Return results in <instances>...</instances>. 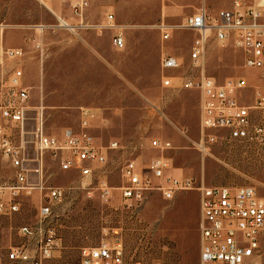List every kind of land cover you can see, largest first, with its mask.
Wrapping results in <instances>:
<instances>
[{"label": "rangeland", "instance_id": "1", "mask_svg": "<svg viewBox=\"0 0 264 264\" xmlns=\"http://www.w3.org/2000/svg\"><path fill=\"white\" fill-rule=\"evenodd\" d=\"M233 0H90L85 23L100 25L107 14L125 26V47L118 49L111 31L99 35L94 27L71 31L62 25H80L67 3L49 8L37 0H0V23L8 26L4 44L21 47L19 64L30 91L27 129L32 131L37 108H43L45 133L62 138L67 132L91 136L107 154L94 164V174L83 177L63 170L58 157L46 153L43 181L64 190L63 200L45 220L56 230L57 250L50 264H78L80 251L102 242L121 241L129 262L144 264H199L200 206L197 189L180 190L173 199L160 191L147 192L141 204L128 206L122 198L123 168L129 161L148 172L154 158L170 162L164 182L192 179L194 186L252 185L264 198V141L250 133L230 138L227 130L213 131L217 140L200 146L201 93L184 86L201 75L224 83L241 78L243 105L253 106L263 92L260 72L244 65L241 52L211 40L199 67L190 59L195 35L174 31L163 41L159 25H177L206 6L215 12ZM40 26H44L41 31ZM163 53L178 57L181 67L173 87L162 85ZM28 140L33 135L26 136ZM153 139L171 148L151 147ZM113 141L117 149H109ZM33 157V150L29 149ZM33 163H31L32 165ZM37 181V177L31 180ZM106 182L111 198L103 200L99 185ZM15 182V169L0 152V185ZM42 194L20 198V211L0 215V264H7L9 247L24 239L18 230L39 221ZM264 240V233H263ZM264 242V241H263ZM264 244V243H263Z\"/></svg>", "mask_w": 264, "mask_h": 264}, {"label": "built area", "instance_id": "2", "mask_svg": "<svg viewBox=\"0 0 264 264\" xmlns=\"http://www.w3.org/2000/svg\"><path fill=\"white\" fill-rule=\"evenodd\" d=\"M49 8L54 2L67 3L71 12L80 20L78 28L84 29L85 12L90 0H37ZM205 1V0H202ZM4 25V26H3ZM84 25V26H83ZM81 26V27H80ZM8 26L0 23V152L15 169V182L0 185V215L9 216L20 211V198L33 191L42 194L39 221L25 224L18 230L24 241L8 248L7 264H50L57 250L56 230L45 221L53 207L60 203L65 192L43 181V158L46 153L58 157L63 170H76L83 177L94 174V164H104L107 154L91 136L67 132L62 138L44 131L43 108H37L34 129H27L30 113V91L24 84V56L21 47L4 44ZM163 41L173 32L188 31L195 35L190 51L193 66L199 67L205 57L209 41L232 46L244 57L245 67L260 72L263 92H258L253 106L243 105L239 93L244 88L241 78H229L218 83L214 78L201 75L199 79L185 80L184 86L201 93L200 145L215 142L213 131L227 130L230 138H246L250 133L264 141V0H233L228 9L211 11L205 5L193 14L184 16L177 25L162 22L159 26ZM45 27H42V31ZM99 35L111 31L115 47H125V26L117 23L113 14L94 27ZM182 63L178 57L163 53L161 58L162 85L173 87L175 71ZM33 135L32 140L26 136ZM151 147L158 150L171 148L170 142L153 139ZM113 141L109 149H117ZM33 150V157L29 156ZM31 163H33L31 165ZM170 168L167 158L157 157L147 171L136 162L129 161L123 168L125 182L121 187L122 198L128 206L141 204L147 192L160 191L165 199H173L180 190L197 189L200 206V257L199 264H264V198L252 185L194 186L192 179L171 178L163 181ZM37 177V181L31 180ZM103 200L111 198V188L106 182L99 185ZM78 264H144L129 262L121 241L102 242L98 246L84 247ZM152 264H160L158 262Z\"/></svg>", "mask_w": 264, "mask_h": 264}, {"label": "bare ground", "instance_id": "3", "mask_svg": "<svg viewBox=\"0 0 264 264\" xmlns=\"http://www.w3.org/2000/svg\"><path fill=\"white\" fill-rule=\"evenodd\" d=\"M62 25L63 26H66L68 29L70 28V29H72L71 31H74V30H77L78 29V25H70V24H67L66 22H64V21H62ZM4 26V25H3ZM84 26V25H83ZM86 26H92V27H96V26H98L99 27V25H90V24H88L87 23V25ZM42 27H44V26H40V28H41V31H42ZM81 27V26H80ZM201 146V145H200Z\"/></svg>", "mask_w": 264, "mask_h": 264}, {"label": "crops", "instance_id": "4", "mask_svg": "<svg viewBox=\"0 0 264 264\" xmlns=\"http://www.w3.org/2000/svg\"><path fill=\"white\" fill-rule=\"evenodd\" d=\"M69 30H70V28H69Z\"/></svg>", "mask_w": 264, "mask_h": 264}]
</instances>
